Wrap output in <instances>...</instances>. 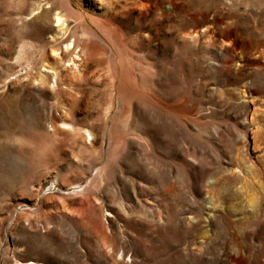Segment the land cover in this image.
Returning <instances> with one entry per match:
<instances>
[{
	"label": "rangeland",
	"instance_id": "1",
	"mask_svg": "<svg viewBox=\"0 0 264 264\" xmlns=\"http://www.w3.org/2000/svg\"><path fill=\"white\" fill-rule=\"evenodd\" d=\"M27 263L264 264V0H0V264Z\"/></svg>",
	"mask_w": 264,
	"mask_h": 264
},
{
	"label": "bare ground",
	"instance_id": "2",
	"mask_svg": "<svg viewBox=\"0 0 264 264\" xmlns=\"http://www.w3.org/2000/svg\"><path fill=\"white\" fill-rule=\"evenodd\" d=\"M43 11V13H41L40 14V17L39 18H41L42 20H44V21H48L49 20V13H50V11H48V10H42ZM56 21H58V22H62V24H63V19L62 18H57L56 19ZM27 264H31V263H27Z\"/></svg>",
	"mask_w": 264,
	"mask_h": 264
}]
</instances>
